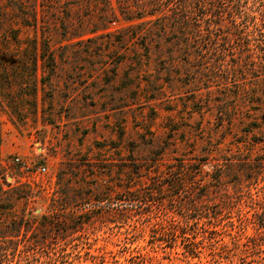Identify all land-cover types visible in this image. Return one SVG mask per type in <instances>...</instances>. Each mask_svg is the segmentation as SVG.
<instances>
[{
	"label": "rangeland",
	"instance_id": "1",
	"mask_svg": "<svg viewBox=\"0 0 264 264\" xmlns=\"http://www.w3.org/2000/svg\"><path fill=\"white\" fill-rule=\"evenodd\" d=\"M76 1L0 0V264H264V0Z\"/></svg>",
	"mask_w": 264,
	"mask_h": 264
},
{
	"label": "trees",
	"instance_id": "2",
	"mask_svg": "<svg viewBox=\"0 0 264 264\" xmlns=\"http://www.w3.org/2000/svg\"><path fill=\"white\" fill-rule=\"evenodd\" d=\"M78 1V0H77ZM76 1V2H77ZM198 3H203L202 0H198ZM77 5V9H79L82 5L81 4H76ZM128 7V6H126ZM19 11L26 15V16H21V21L24 25H31L32 21H36V13H35V8L34 7H30L27 12L25 10H23L22 8H18ZM99 21L102 22L105 20L106 17H111L115 15V8L110 4L107 3L105 5V8H99ZM120 9V8H119ZM53 13H55V8L54 10H52ZM121 11V13H123L125 15V18L127 20L132 19V14L133 11L126 9H121L119 10ZM130 14V15H129ZM17 15V14H15ZM0 19H4L5 21L7 20L5 16H2ZM81 21V20H80ZM86 25V23H83V21L79 22V26L84 27ZM1 27V26H0ZM2 29H4V33L2 34V40L0 42L1 46H0V68L4 71V70H10L11 68H20L23 71H29V75H31V77H27L24 76L23 78H19L21 79L22 83H27V84H32V92L30 93H23L20 96H18L19 100L22 102H18L20 104V106L22 104H24V102H27V99H31V101H33V107L36 106L37 108V78H35L34 73L37 71L38 69V58L41 59V66H47L49 68H55L57 66V60L55 57V54L53 52V50L50 49V46L48 44V40L45 39L44 40V45L42 46V50L40 52H38V45H37V40L36 38H28L26 39L27 42V46L24 47L23 49H19L20 47V43L22 42L19 37V31L20 29L18 27H14L13 24H11L10 22L8 24H5ZM81 34V33H80ZM80 34H73V35H80ZM117 41L119 43H122L125 41V37H119L116 38ZM82 41V40H79ZM15 43L18 47L14 48V50H10L9 49V45L11 43ZM69 57L70 55L67 54V52L65 54H63L61 56V60L64 62L69 61ZM2 84H5L6 86H9L12 83V79H9L7 76H4L1 78ZM42 85L41 88L43 89V87H46L47 85H49V87L51 88V83L50 82H45L44 80H42ZM138 87V85H137ZM28 95V97H26ZM3 97H5L4 99L7 100L8 103H10V107H13V104L10 102V96H8L7 94L4 93ZM51 102L49 101V104ZM16 107L14 106L13 109H15V113L17 115H22L24 116V114H22V107ZM52 107V106H51ZM48 114V113H47ZM3 171V170H2Z\"/></svg>",
	"mask_w": 264,
	"mask_h": 264
}]
</instances>
